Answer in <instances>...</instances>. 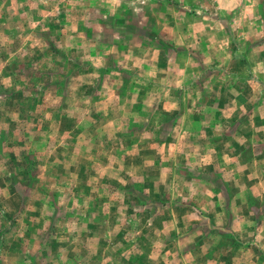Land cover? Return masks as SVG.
I'll return each mask as SVG.
<instances>
[{
  "label": "rangeland",
  "instance_id": "obj_1",
  "mask_svg": "<svg viewBox=\"0 0 264 264\" xmlns=\"http://www.w3.org/2000/svg\"><path fill=\"white\" fill-rule=\"evenodd\" d=\"M0 264H264V0H0Z\"/></svg>",
  "mask_w": 264,
  "mask_h": 264
},
{
  "label": "crops",
  "instance_id": "obj_2",
  "mask_svg": "<svg viewBox=\"0 0 264 264\" xmlns=\"http://www.w3.org/2000/svg\"><path fill=\"white\" fill-rule=\"evenodd\" d=\"M206 49L208 51H210L208 45L206 46ZM207 50L205 52L202 51V53L198 56V63L200 65V67H204V72L208 73L207 76L204 78V80H201L198 84L199 87H206L207 82H211V78L216 76H219V81L215 84H221V80H222V76L224 74L223 70H224V59H223V55L222 53H219L220 51L216 48L217 51L214 52H207ZM219 51V52H218ZM235 59V61L239 60L238 57H233ZM190 75L192 76V74L190 73ZM214 79V78H213ZM216 80V78H215ZM201 84V85H200ZM223 87V86H221Z\"/></svg>",
  "mask_w": 264,
  "mask_h": 264
}]
</instances>
